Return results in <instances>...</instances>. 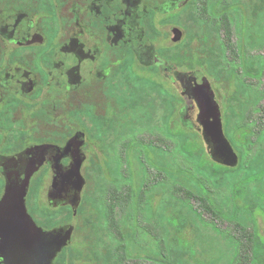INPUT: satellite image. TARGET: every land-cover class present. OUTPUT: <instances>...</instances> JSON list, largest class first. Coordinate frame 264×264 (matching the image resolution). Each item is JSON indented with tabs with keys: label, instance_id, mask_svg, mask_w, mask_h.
Segmentation results:
<instances>
[{
	"label": "rangeland",
	"instance_id": "rangeland-1",
	"mask_svg": "<svg viewBox=\"0 0 264 264\" xmlns=\"http://www.w3.org/2000/svg\"><path fill=\"white\" fill-rule=\"evenodd\" d=\"M137 2L135 11L138 14H155L151 18L153 29L141 21L140 24L137 22L139 28L136 32L131 25L129 34L132 44L135 34L139 36L134 41L137 57L131 69L140 77L150 79L149 82L137 79L130 69L122 71L119 65H114L112 99L106 96L102 80L90 74L88 68L93 63L87 59L82 63L85 69L81 77H87L88 81H82L80 90L75 73L70 77L63 74L58 77L55 72L51 74L54 78L48 96H35V139L44 136L62 141L70 131L78 130L79 120L72 118L70 111L79 107L97 108L95 113L98 117L105 115L107 101L113 108L107 131L104 127L103 131L98 128L100 119L92 123L89 116L80 115L87 156L82 167L81 207L78 216L72 220L75 230L58 264H120L116 252L119 240L113 238L107 229L103 198L109 185L126 187L129 182L138 190L141 188L144 196L138 200L136 216L130 203L116 214L118 231L124 238L135 221L140 225L135 239L128 245V253H161L157 240L144 229L146 225H153L158 229L166 255L176 264H232L235 247L205 222L212 217L201 201L190 197L187 202L173 194L172 189L182 181L181 178L170 173L158 174L148 166L149 161L142 152L147 148L151 160L159 167L194 173L207 187L209 196L224 211H229L230 207V180L264 168V127L257 137L249 134L248 143L238 133L234 135L240 141L233 142L229 138V134L246 118H250L254 126L262 123L264 126V0H225L218 5L213 4L214 0H189L172 19L157 14L160 11L158 6L166 8L165 4L161 5L164 0ZM201 8L206 9L205 14H201ZM221 10L229 11L232 31L229 41L222 28ZM171 25H176L182 32L178 42L172 41ZM79 29L76 22L66 19L64 29L54 39L55 45L64 48L62 52L52 54V64L57 65L63 60L65 66H61L73 70ZM84 34L82 38L87 44L84 49L88 52L95 40L88 33ZM120 44L114 47L115 62L121 60ZM58 78H65L75 87L65 91L58 82L56 85L53 83ZM202 84L207 85L206 89L217 107L223 134L236 156L234 163L214 152L204 132L197 100L199 85ZM123 101L124 106H121ZM170 103L173 112L169 117ZM167 128L172 132L184 131L197 151L202 150L206 160L223 162L231 167L240 165V169L220 184L215 183L205 172L195 169L193 159L178 148L181 138L168 134ZM127 142H130L128 163L125 157ZM48 183L47 179L39 187L44 202H47ZM186 184L196 196H201L198 186L191 179ZM36 186L34 181L33 189ZM239 194L245 202L256 200L263 205L258 196L264 194V177L242 184ZM31 201L32 198H29V204L33 203ZM247 220L246 215L241 217L244 223ZM257 220L260 229H263V218L258 217ZM131 263L134 262H126ZM136 264L148 262L136 261Z\"/></svg>",
	"mask_w": 264,
	"mask_h": 264
},
{
	"label": "flooded vegetation",
	"instance_id": "flooded-vegetation-1",
	"mask_svg": "<svg viewBox=\"0 0 264 264\" xmlns=\"http://www.w3.org/2000/svg\"><path fill=\"white\" fill-rule=\"evenodd\" d=\"M188 3L164 0L161 5L166 8L158 6L157 14L172 19ZM137 4V0H0V264H58L62 258L75 230L72 220L81 207L82 167L87 156L80 115L89 116L92 123L100 119L98 128L107 131L113 108L107 101L105 115L98 117L97 108L79 107L70 111V116L79 120L78 130L70 131L62 141L44 136L35 139V96H48L55 72L58 77L75 73L80 90L82 81H88L81 77L85 69L82 63L87 59L93 63L88 68L90 74L102 80L106 96L112 99L114 65L122 71L130 69L137 79L149 82L131 69L137 57L134 41L139 36L133 35L132 44L129 34L131 25L136 32L141 21L153 29L151 18L155 14H138ZM201 14H205V8H201ZM66 19L80 28L73 70L62 67L63 60L57 65L50 61L52 54L63 51L64 46L55 45L54 39L64 29ZM169 29L172 41L178 42L181 30L176 25ZM84 33L95 40L88 52L84 49ZM119 42L121 60L115 62L114 47ZM57 82L65 91L75 87L65 78L53 83ZM75 158L81 160L80 175L71 170ZM47 179L44 202L39 187Z\"/></svg>",
	"mask_w": 264,
	"mask_h": 264
},
{
	"label": "trees",
	"instance_id": "trees-1",
	"mask_svg": "<svg viewBox=\"0 0 264 264\" xmlns=\"http://www.w3.org/2000/svg\"><path fill=\"white\" fill-rule=\"evenodd\" d=\"M223 1L225 0H214L213 4L218 5ZM228 12V10L220 11L222 28L226 34L227 41L230 40V36L232 34ZM262 109V115H264V108ZM172 112L173 108L170 103L168 112L169 117L172 115ZM252 122L253 121L250 118H246L242 125L237 126L235 130L229 134L230 140L233 142L235 140H239L235 137V133L242 136L243 141L246 143L249 142V134L257 137L264 127L263 123L259 126L258 124L254 126ZM167 132L168 134L176 135L181 138L178 147L179 150L188 158L193 159L195 169L197 171L205 172L206 176L213 179L215 183L220 184L228 175H233L240 169V165L231 167L225 165L223 162L216 163L214 161L206 160L202 150L199 149L200 151H197V147L190 143L188 138L185 136L184 131L177 130L176 132H172L167 128ZM129 146L130 142H127L125 146V157L127 163L129 162L128 158L130 157L128 155ZM142 154L147 162L149 161L147 163L148 166L156 170L158 174L161 175L164 173H170L178 178H181L180 180L182 181H179V183L174 185V188L172 189L173 194L179 196L187 202H189L188 199L190 197L197 198L201 201V205L205 208V211L212 217L210 221L205 220V222L211 225L216 231L222 233L225 238L229 239L233 243L235 247V255L232 264H264V194H260L258 196V200L263 202V205L258 203L256 200H249L248 202H245L241 199L239 194L242 184L259 180L264 177V168L258 172L248 174L247 176L234 177L230 180V207L229 211H224L214 201V199L209 196L207 187L194 175V173L188 170L159 167L151 160L150 151L147 148L143 150ZM128 169H130V166H128ZM188 179H191L198 186L201 196H196L194 191L187 186L186 181ZM145 184L146 182L143 186H145ZM143 196L144 194H142L141 188L138 190L132 185V182H129L126 187L111 184L105 191L103 198V205L105 207L104 214L109 233L113 236V238H117L119 240L118 247L116 248L118 262L120 264H126L127 261L134 262L131 264H136V261L148 262V264H176L173 259H170V257L166 255L158 229L153 225H146L144 229L146 232L151 234L155 240H157L161 253L159 255H152L140 252H127L128 245L135 239L137 231L140 229V225H138L137 221H135L132 230L127 233L124 238V235H121L118 231V218L116 217V214L117 211H121L126 204L130 203L134 211L133 213L136 216L138 200H141ZM243 215H246L248 219L245 223L241 221V217ZM258 217L263 218V229H260L258 225ZM217 222L222 223L224 226H219ZM226 223H229L230 225H227ZM93 256L97 261L99 260L95 254H93ZM204 264H208V262H205Z\"/></svg>",
	"mask_w": 264,
	"mask_h": 264
},
{
	"label": "water",
	"instance_id": "water-1",
	"mask_svg": "<svg viewBox=\"0 0 264 264\" xmlns=\"http://www.w3.org/2000/svg\"><path fill=\"white\" fill-rule=\"evenodd\" d=\"M206 87L207 85L205 84L199 85L197 97L201 108V117H203V112H205V123L203 122L205 134L213 144L214 152L224 157L227 161L234 163L236 161V156L223 134L217 107L213 104L211 94ZM80 167L81 160L75 158L72 164V173L80 175ZM66 237H68V234Z\"/></svg>",
	"mask_w": 264,
	"mask_h": 264
}]
</instances>
